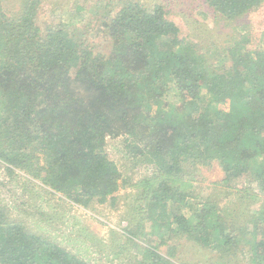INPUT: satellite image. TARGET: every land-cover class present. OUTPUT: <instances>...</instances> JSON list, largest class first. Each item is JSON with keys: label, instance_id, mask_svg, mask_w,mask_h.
<instances>
[{"label": "trees", "instance_id": "16d2710c", "mask_svg": "<svg viewBox=\"0 0 264 264\" xmlns=\"http://www.w3.org/2000/svg\"><path fill=\"white\" fill-rule=\"evenodd\" d=\"M88 1L0 0L3 174L38 179L45 197L60 193L85 208L136 187L135 215L152 226L148 235L140 222L126 229L142 248L139 264H176L175 249L168 256L159 247L179 236L217 249L219 262L238 253L264 264V196L228 210L191 194L193 172L214 161L226 181L254 173L264 193V48L249 19L264 0H188L198 23L211 18L212 31L227 34L206 45L189 37L188 18L173 17L178 0H124L114 13L106 0L99 20ZM45 2L51 20L39 15ZM93 33L107 46L87 39ZM108 139L122 140L132 175L110 156ZM12 209L0 198V264H95Z\"/></svg>", "mask_w": 264, "mask_h": 264}, {"label": "rangeland", "instance_id": "374dc122", "mask_svg": "<svg viewBox=\"0 0 264 264\" xmlns=\"http://www.w3.org/2000/svg\"><path fill=\"white\" fill-rule=\"evenodd\" d=\"M103 1L106 3V0H90L85 5L91 9L96 20L107 13ZM110 1L111 5L112 3L114 5L109 6L108 10L114 7V13L117 11V7H121L124 0H108V2ZM141 1L152 5L154 2L164 4L170 0ZM171 7H173L172 15L175 19L188 18L189 37L197 40L201 37V43H205L203 45L216 41V39L219 41L226 39L227 34L212 31L213 28L217 30L219 28L211 18L198 23L197 9H193L194 6L188 0H178ZM199 8L204 7L200 5ZM15 9L13 7L12 11ZM52 9L49 2L42 3L39 8L41 19L51 20ZM249 19L251 31L258 35L259 43L264 48V6L251 13ZM231 28V26L227 28L229 32ZM92 36L89 35L87 39L96 41L100 48L106 47L109 43V38L104 33L100 35L93 33ZM208 49L213 53L212 55H215L214 52H218V46L212 43L209 44ZM121 143V139H108L107 149L110 156L118 163L121 171L126 176L132 175L134 169L129 166L124 157ZM253 177L254 173L249 172L236 179L226 181L227 174L217 161L210 165H199L197 171L191 175V194L195 198L192 202H205L211 199L218 202L222 208L227 206L228 210L233 209L236 205L245 208L244 206L249 201L257 203L255 198L250 200L251 194H258L255 196L259 199H263L264 196V193L253 181ZM33 183L35 184L19 181L17 177L11 179L0 169V198L13 207L14 216L24 220L32 231L49 236L67 249L95 264H139L142 261V248L129 241L126 230L131 224L136 225V222H140L142 223L140 231L146 235L152 231L150 222L143 219L142 214L138 212L135 215L136 187L129 184L121 188L116 193L117 199L114 204L108 200L104 204L96 203L90 208H85L82 205L68 202L60 193L45 197L46 193L42 188V182L34 179ZM23 201H27V203L24 204ZM252 220L253 218H251ZM137 241L147 244L140 237L137 238ZM171 247L175 249L172 259L176 264H245L242 256L238 253L230 259L219 262L218 257L221 258V256L217 249H204L185 236L168 238L166 244L160 245L159 251L170 256Z\"/></svg>", "mask_w": 264, "mask_h": 264}]
</instances>
